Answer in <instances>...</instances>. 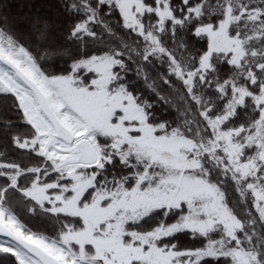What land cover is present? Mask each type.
<instances>
[{
	"label": "snow or ice",
	"instance_id": "1",
	"mask_svg": "<svg viewBox=\"0 0 264 264\" xmlns=\"http://www.w3.org/2000/svg\"><path fill=\"white\" fill-rule=\"evenodd\" d=\"M0 264H264V0H2Z\"/></svg>",
	"mask_w": 264,
	"mask_h": 264
},
{
	"label": "trees",
	"instance_id": "2",
	"mask_svg": "<svg viewBox=\"0 0 264 264\" xmlns=\"http://www.w3.org/2000/svg\"><path fill=\"white\" fill-rule=\"evenodd\" d=\"M0 2H2V0H0ZM40 2L41 0H11V3L16 4V5L27 4V3L38 4ZM26 222H28L27 219H26ZM33 225H37L38 227L43 228V226L39 225L37 221L29 222L30 227H32Z\"/></svg>",
	"mask_w": 264,
	"mask_h": 264
}]
</instances>
